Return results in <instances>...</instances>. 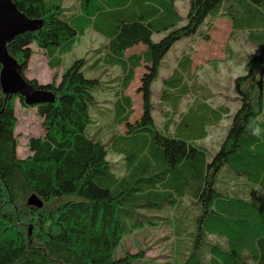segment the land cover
Returning a JSON list of instances; mask_svg holds the SVG:
<instances>
[{
  "label": "trees",
  "instance_id": "trees-1",
  "mask_svg": "<svg viewBox=\"0 0 264 264\" xmlns=\"http://www.w3.org/2000/svg\"><path fill=\"white\" fill-rule=\"evenodd\" d=\"M62 1L12 0L41 25L16 34L6 50L24 78L51 91L53 99L28 105L42 119L43 134L30 137L31 152L19 157L13 100L27 104L0 86V264H133L144 250L119 252L123 236L155 224L152 218H162L166 202L177 203L173 214L177 209L187 223L192 219L190 234L197 245L179 264L216 260L218 244L225 248V261L236 257L237 264H264V0H183L188 3L184 18L175 0H77L78 7ZM219 17L229 19L230 32L245 31L258 53L234 77L237 106L209 154L197 140L228 109L196 102L184 113L174 110L169 120L175 127L159 128L152 84L170 47L195 34L208 39L200 28L210 29ZM89 26L106 38L96 61L74 57L58 82L25 76L32 44L54 68ZM137 44L144 47L137 56L125 53ZM96 62L122 71L119 88L105 105L98 95L112 86L94 75ZM138 66L144 68L142 111L131 121L132 100L123 92ZM172 96L160 90V100ZM108 114L123 130L103 140L102 125L93 132L91 125ZM121 137L126 146L112 145L119 159L111 161L108 144ZM119 169L124 175L113 172ZM31 195L41 204L28 203ZM30 224L34 240L26 232ZM204 239L208 246L200 244Z\"/></svg>",
  "mask_w": 264,
  "mask_h": 264
},
{
  "label": "rangeland",
  "instance_id": "rangeland-1",
  "mask_svg": "<svg viewBox=\"0 0 264 264\" xmlns=\"http://www.w3.org/2000/svg\"><path fill=\"white\" fill-rule=\"evenodd\" d=\"M62 2L64 5H67V3L72 4L73 1L63 0ZM176 7L181 17L184 18L188 8L187 1H177ZM201 30L206 31L209 38L204 39L199 37L198 34H195L193 35L192 41L182 39L180 42L176 43L163 61V66L160 68L159 72V78L153 81V116L155 124L159 128L166 118V114L163 113L165 107L159 102V94L163 85V79L176 67L177 59L182 52H192L191 69L193 71L194 82H196L198 86H202L211 92V104L226 105L231 110L235 108L237 97L233 85L234 76L244 72L249 57L258 53V49L248 42L245 31L230 35L231 25L229 19L226 17L214 19L211 22L210 29L204 26L200 28V31ZM102 41H104V39L99 37L98 34L91 30L87 31L84 36L80 37L77 45L74 47V52L71 53V55L64 56L59 66L54 68L48 65L45 54L32 44L33 52L27 63L24 74L27 78H34L38 82H58L62 70L74 57L83 56L89 58L86 63H90L91 57L95 58L91 53ZM96 66H100V68L94 75L97 76L99 74L100 80L110 79L119 75V70L115 68L102 66L98 63ZM141 73H143L142 69H138L134 80L125 90V93L129 95L132 100L133 114L129 118L131 121L137 119L142 111V96L139 91ZM114 92L115 89L112 87L111 89L99 93L98 99L100 105H105L108 104L109 101H112ZM104 100H108V102ZM185 101H187V99ZM13 104L16 116L14 134L17 138V155L19 157H24L31 152L28 146L30 137L41 136L43 134L42 119L39 117L35 107L23 105L17 97L14 98ZM228 123L229 120L223 119L220 125L211 129L208 137L199 143L206 152L211 154L217 149L229 125ZM101 125L102 127L99 135L103 140L110 134L115 135L123 130L122 125L116 126L110 114H108L106 118L99 119L96 124L91 125L93 126L91 132ZM125 144V138L123 137L116 139L114 144H108L110 145V147H108V159L111 161L118 160L119 156L116 154L117 152L114 151L113 146L125 147ZM113 172L117 176H122L126 171L125 169H119L113 170ZM176 205L166 202V206L160 208L162 218H152L155 224L147 225L149 227H144L146 228L145 230L136 229L131 233L132 235H124L121 242L122 248L119 252L124 250V248H128L130 252H135L138 248H142L144 250V256L138 258L133 264L181 263L184 255L186 254L187 256L197 244H193L194 233L190 234L193 229L191 226L192 219H190V223H187L188 217H186V219L182 216L179 217L177 209L175 210V214H173L172 210L175 209ZM134 218V216L131 217V219ZM28 231H30V238L34 240L35 229L31 224L26 228V232ZM206 242L207 240L204 239L201 240L200 244L208 246ZM224 249L225 248L218 244L217 248L214 250L218 258L207 264H237L233 262L236 257L231 258L232 262L223 259L225 255V252L223 253ZM189 260L194 264L192 258Z\"/></svg>",
  "mask_w": 264,
  "mask_h": 264
},
{
  "label": "crops",
  "instance_id": "crops-1",
  "mask_svg": "<svg viewBox=\"0 0 264 264\" xmlns=\"http://www.w3.org/2000/svg\"><path fill=\"white\" fill-rule=\"evenodd\" d=\"M72 1H73L72 4L71 3L70 4L67 3V6L68 5H72V6H76V7L79 6V2L77 0H72ZM177 1L183 2V0H175V5H177ZM90 30L93 31V32H95L96 34H98V36L101 37L102 39H104V41L100 42L98 44L97 48H95L93 50V52L91 53V54H93V56L95 58H92L91 57V62L90 63H92L94 60L96 61V58H98L101 55V50L104 48V43L106 42V38L102 34L98 33L96 30H94L91 26H89V27H87V28L84 29V31L82 32V34L78 37L77 41L75 42L72 50L67 55H71V53L74 52V50H75L74 47L77 45V42L79 41L80 37L81 36H84L86 34V32L87 31H90ZM236 33L237 32H234V33L230 32V35H235ZM155 37L157 38V36H155ZM246 38H247V33H246ZM182 39H185V40H188V41H192L193 36L184 37ZM182 39L176 41L170 47V49L168 50V52L166 53V55L162 59L161 67L160 68H162L163 61L165 60V58L170 53V51L172 50L173 46L176 43L180 42ZM247 40H248V38H247ZM143 49H144V47L142 46V44H137V45H134V46L130 47L129 49H127L125 51V53H132V52H134L133 53L134 56H137L136 54L139 53L140 51H142ZM98 64H100V63H98ZM191 67H192V52H188V51L182 52V54L180 55V57L177 59L176 67L172 70V72L166 78L163 79V85H162L161 90L163 89L165 92H169L173 96L171 97V100L170 101H162V100L159 99V102H161V104H163L164 107H165V110H163V113L166 114V118H165L164 122L162 123L161 127L163 126L164 123L170 124L169 117L173 115V112H174L175 109H177V112H179V113H184L191 106H194L196 102H199V103L202 102L203 105H209L212 108H217V107H225V108H227L228 109L227 114L223 115V117L221 118V120L216 125H210V126H207L206 127V135H205V137L202 138V139H200V140H197V143L199 144L202 140H204L206 137H208L209 132H210L211 129H213L214 127H217V126L220 125V123H221V121L223 119L229 120V123H230V115L235 110V108L237 106V103H236L235 108L233 110H231L226 105H213V104H211V96H212L211 92L208 91L207 89H205L202 86H198L196 84V82H194L193 71H192ZM99 68H100V66L99 67L97 66V70ZM111 68H115V69L119 70V75L117 77H121V75H122L121 69H119L118 67H111ZM138 69H142V72L144 70L143 66L135 67V69H134V76H133L132 80L129 82L128 86L125 88V90L129 87V85L131 84V82L134 80L135 75H136V72H137ZM159 72H160V70H159ZM117 77L116 76L113 77L114 79L113 78L106 79V80H108V81L111 82L110 85L114 89H116V90L119 88V80L116 79ZM158 78H159V74H158ZM171 78L173 80L171 81L170 85L169 84H166L165 83V80H169ZM233 81H234V79H233ZM125 90H124L123 93H125ZM118 94L119 93H117L116 96ZM186 99H187V101H185ZM153 113H154V111H153ZM177 118H178V116H177ZM177 118H172V119H177ZM170 125H171V127H175V124H170Z\"/></svg>",
  "mask_w": 264,
  "mask_h": 264
},
{
  "label": "water",
  "instance_id": "water-1",
  "mask_svg": "<svg viewBox=\"0 0 264 264\" xmlns=\"http://www.w3.org/2000/svg\"><path fill=\"white\" fill-rule=\"evenodd\" d=\"M40 25V19L27 17L16 8L12 0H0V86L8 95L18 94L27 105L51 101L53 93L35 87L24 78L19 63L8 54L6 43L16 34ZM27 201L30 204H41L34 195L29 196ZM27 234L30 235V231Z\"/></svg>",
  "mask_w": 264,
  "mask_h": 264
}]
</instances>
